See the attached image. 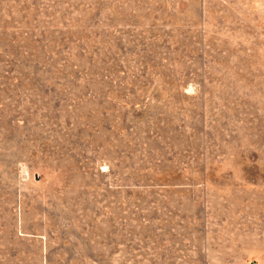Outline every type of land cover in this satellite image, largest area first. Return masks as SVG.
<instances>
[{"label":"rangeland","instance_id":"1","mask_svg":"<svg viewBox=\"0 0 264 264\" xmlns=\"http://www.w3.org/2000/svg\"><path fill=\"white\" fill-rule=\"evenodd\" d=\"M0 264H264V0H0Z\"/></svg>","mask_w":264,"mask_h":264}]
</instances>
